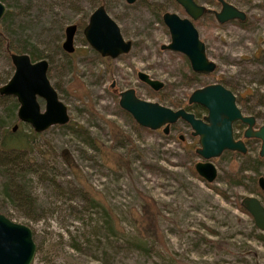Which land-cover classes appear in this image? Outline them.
I'll return each mask as SVG.
<instances>
[{
	"label": "rangeland",
	"instance_id": "374dc122",
	"mask_svg": "<svg viewBox=\"0 0 264 264\" xmlns=\"http://www.w3.org/2000/svg\"><path fill=\"white\" fill-rule=\"evenodd\" d=\"M214 1L197 0L218 10ZM226 1L245 13L243 22L217 23L211 14L194 22L207 58L216 65L208 74L191 71L182 54L159 48L169 41L160 13L182 16L173 0L2 2L7 18L0 20V33L13 46L28 44L44 56L46 76L70 124L95 143L85 144L83 131L53 125L16 159L33 204L23 209L7 202L0 212L30 228L35 245L30 264H264V230L239 208L243 196H255L264 206V195L251 192L247 178L264 174V160L251 162L259 141H246L245 157L230 151L212 159L217 173L206 183L194 171L202 159L185 123L177 121L163 134L138 126L117 105L116 92L133 88L143 100L176 109L172 102L181 105L193 89L218 82L233 93L243 114L255 117L254 127L263 124L264 0ZM99 2L123 38L132 41L130 50L107 67L78 26L74 51L60 48L63 28L86 22ZM3 49L0 40V85L13 71ZM137 71L162 87L151 90L136 78ZM11 98L0 96V118H6ZM20 124L28 132L30 126ZM240 166L242 177L234 183L228 172Z\"/></svg>",
	"mask_w": 264,
	"mask_h": 264
},
{
	"label": "water",
	"instance_id": "95a60500",
	"mask_svg": "<svg viewBox=\"0 0 264 264\" xmlns=\"http://www.w3.org/2000/svg\"><path fill=\"white\" fill-rule=\"evenodd\" d=\"M131 3L134 0H125ZM185 12L187 17H179L173 12H164L161 21L165 26L169 41L162 44L160 49L175 51L182 54L188 61L191 71L211 73L215 64L206 57L203 42L198 38L196 28L191 20H195L204 13V6L194 0H174ZM220 4L218 11H213L218 23L229 20L243 21L245 13L225 0H217ZM264 4V2H263ZM5 6L0 2V20ZM205 11H209L208 9ZM191 19V20H190ZM75 25L65 26L64 39L61 49L71 53ZM82 35L88 46L101 57L111 59L126 54L131 48V41L125 40L116 23L104 8L97 6L88 16L83 26ZM9 60L13 71L10 77L0 85V95L12 96L16 103V119L28 124L39 133L53 125H64L69 116L65 105L58 99L57 93L51 86L47 76L48 63L41 58L31 61L25 53H9ZM136 78L156 91L162 87V82L150 78L142 71L136 72ZM114 86L111 81L109 87ZM116 92L115 89H113ZM117 105L126 112L132 120L149 130L160 129L167 134L170 125L178 120L186 122L191 130V136L196 137L197 147L194 153L202 160L194 163L195 173L206 183L216 177V167L212 159L224 151L236 152L244 155L246 145L241 139L233 136L232 125L239 121L245 125L242 132L244 138H253L259 141L257 155L264 156V123L254 128L255 119L252 115L241 113L235 102L233 93L219 83H209L193 89L187 98V103L198 104L206 114L196 118L191 112L183 108L172 109L155 101L143 100L136 96L133 88H126L116 92ZM39 100L43 102L40 110ZM16 124L12 126V130ZM257 187L264 191V177L256 178ZM240 206L249 214L256 228L264 230V206L255 196H243ZM35 251L30 228L21 223L11 221L0 213V264H30Z\"/></svg>",
	"mask_w": 264,
	"mask_h": 264
},
{
	"label": "trees",
	"instance_id": "16d2710c",
	"mask_svg": "<svg viewBox=\"0 0 264 264\" xmlns=\"http://www.w3.org/2000/svg\"><path fill=\"white\" fill-rule=\"evenodd\" d=\"M6 0H0V2H4ZM101 3V2H99ZM176 6V5H175ZM177 7V6H176ZM160 11V10H159ZM159 11L157 13H159ZM7 18V13L3 14L1 21H5ZM85 22H76V25L79 28L84 26ZM0 40L4 44L3 52L5 53L7 59L9 60V53H25L29 56L31 61H35L41 58H44L43 55L38 54L34 48L30 47L28 44H23L21 46H13L9 43V40L6 36L0 33ZM100 62L105 65V67L109 64V58H103L96 54ZM10 61V60H9ZM185 76V75H183ZM186 77V76H185ZM4 83V81H3ZM3 96V95H0ZM175 106L180 107V103L172 102ZM17 104L13 98H11L10 102V110L6 113V118H0V198H1V207H5L6 203H15L16 206L19 207H30L33 204V199L31 198L29 191L27 190L26 184L24 182V173H20V167L18 163H16V159H18L20 152L23 150H27L28 148L33 146L34 138L38 135V133L34 132L30 127L27 131H23L21 129V122L16 119L15 109ZM198 111V109H196ZM12 122H9L11 121ZM16 124V128L12 130V126ZM64 126L69 127L73 132H76L82 136L85 144L90 147H94L95 143L92 139L86 136V132L83 131L82 128L77 126L76 124L71 125L70 120ZM80 131H83L82 134ZM85 137V138H84ZM226 153L230 151H224ZM231 153V152H230ZM237 156L245 157V155H241L236 153ZM264 160L263 157L255 156L251 162L255 163V165L259 164ZM249 162L245 163V165L249 166ZM250 167V166H249ZM243 166H240L233 170V172H228L227 177L231 178L234 183L239 181V177L241 178V172L243 170ZM251 170L253 173L258 175L257 168L251 165ZM259 176V175H258ZM257 176V177H258ZM264 177V174H262ZM248 180L252 184L251 192L264 195V191H261L257 187L256 178L253 176H248ZM242 210V207L239 206ZM24 209V208H23ZM244 211V210H243ZM1 213V212H0ZM27 215H31L29 212ZM107 231H109V226H106ZM73 249L78 250V245L76 243H72L71 246Z\"/></svg>",
	"mask_w": 264,
	"mask_h": 264
},
{
	"label": "flooded vegetation",
	"instance_id": "af4514ba",
	"mask_svg": "<svg viewBox=\"0 0 264 264\" xmlns=\"http://www.w3.org/2000/svg\"><path fill=\"white\" fill-rule=\"evenodd\" d=\"M125 1V0H124ZM135 1V0H134ZM133 1V2H134ZM174 1V0H173ZM197 4H200V3H198L197 2V0H194ZM226 1V0H225ZM133 2H131V3H127L126 1H125V3H127V4H132ZM227 2V1H226ZM174 3H175V5L177 6V10L179 11V12H181L182 13V16H179L178 14V16L179 17H181V18H183V17H187L188 18V16L185 14V12L182 10V8L174 1ZM214 3L220 8V4L218 3V1L217 0H215L214 1ZM229 3V2H228ZM102 6L103 8H104V6L102 5V3H97V5L90 11V13L97 7V6ZM200 5H203V4H200ZM232 5V4H231ZM204 6V5H203ZM204 8H205V10H209V11H205L204 10V13L200 16V17H202V16H204V15H207V14H211L213 17H214V14H213V11H218V10H213V9H210V8H207V7H205L204 6ZM104 10H105V8H104ZM105 12H106V10H105ZM164 12H168V11H162L161 13H160V20H161V15L164 13ZM89 13V14H90ZM107 13V12H106ZM174 13V12H173ZM89 14H88V16H89ZM108 15V14H107ZM88 16H87V18H88ZM109 16V15H108ZM246 16V15H245ZM110 17V16H109ZM200 17H198V18H196L195 20H191V22H192V24H193V26H194V22H196ZM111 18V17H110ZM112 19V18H111ZM215 19V18H214ZM113 20V19H112ZM245 20V19H244ZM243 20V21H244ZM229 21H231V20H229ZM236 21H238V20H236ZM243 21H238V22H243ZM86 22H87V19H86ZM86 22H85V24H86ZM115 22V21H114ZM217 22V21H216ZM228 22V21H227ZM116 23V22H115ZM161 23H162V21H161ZM218 23V22H217ZM225 23V22H224ZM74 25H75V31H74V34H75V32H76V30H77V25L75 24V23H73ZM84 24V25H85ZM163 24V23H162ZM69 25V24H68ZM117 25V24H116ZM67 26V25H66ZM118 26V25H117ZM195 27V26H194ZM65 28V27H64ZM64 28H63V30H64ZM83 28V27H82ZM82 28H81V30H82ZM119 28V27H118ZM119 31H120V29H119ZM82 33V32H81ZM121 33V32H120ZM74 34H73V36H74ZM122 35V34H121ZM169 35V34H168ZM123 37V36H122ZM198 38H199V36H198ZM63 39H64V33H63ZM125 40H129V39H125ZM63 41V40H62ZM62 41H61V43H62ZM131 41V40H130ZM61 43H60V48H61ZM167 44V43H166ZM162 45V44H161ZM160 45V46H161ZM131 46H132V41H131ZM160 46H159V48H160ZM74 47V46H73ZM62 50V49H61ZM163 50V49H162ZM63 51V50H62ZM74 51V50H73ZM64 52V51H63ZM122 55H124V54H122ZM120 56V55H119ZM207 57V56H206ZM103 58H108V57H103ZM185 58V57H184ZM109 59H111V58H109ZM185 60H186V58H185ZM186 62L188 63V61L186 60ZM189 66V65H188ZM215 69H216V65H215ZM215 83H218V82H215ZM220 84V83H219ZM206 85V84H205ZM223 86V85H222ZM114 87V86H113ZM113 87H110V88H112V89H114ZM226 88V87H225ZM152 90V89H151ZM229 90V89H228ZM189 95V94H188ZM188 95H187V97H186V100H185V103H182L181 104V106L180 107H178V108H183L184 110H186V111H188V112H191L193 115H194V117H196V118H201V117H203L205 114H206V111H205V109L203 108V107H201L200 105H198V104H194V103H191V104H188L187 103V98H188ZM196 109H198V111H196ZM240 110V109H239ZM242 113V112H241ZM243 114V113H242ZM244 115H250V114H244ZM253 116V115H252ZM254 117V116H253ZM254 119H255V117H254ZM178 121H182V120H178ZM177 122V121H176ZM183 123H185L187 126H188V124L186 123V122H184V121H182ZM255 124V123H254ZM173 125V124H172ZM172 125H170V126H172ZM188 128H189V126H188ZM232 128L233 129H239V130H241V133L239 134L238 132H235L234 130H233V136H234V138L235 139H241L243 142H244V144H246V141L247 140H249V139H253V138H244L243 136H242V132H243V130H244V128H245V125L244 124H241L239 121H236V122H234L233 123V125H232ZM254 128H256V127H254ZM169 129H170V127H169ZM169 132V131H168ZM190 132H191V130H190V128H189V134H190ZM191 135V134H190ZM194 137V136H193ZM178 138L179 139H181V136H178Z\"/></svg>",
	"mask_w": 264,
	"mask_h": 264
}]
</instances>
